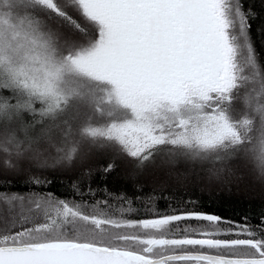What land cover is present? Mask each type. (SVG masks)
<instances>
[{
    "label": "snow or ice",
    "instance_id": "snow-or-ice-1",
    "mask_svg": "<svg viewBox=\"0 0 264 264\" xmlns=\"http://www.w3.org/2000/svg\"><path fill=\"white\" fill-rule=\"evenodd\" d=\"M252 15L243 0H0V153L16 161L5 167L70 166L96 148L139 166L160 154L243 153L264 170ZM32 183L3 197L0 264H264V217L255 226L197 211L133 219Z\"/></svg>",
    "mask_w": 264,
    "mask_h": 264
},
{
    "label": "trees",
    "instance_id": "trees-1",
    "mask_svg": "<svg viewBox=\"0 0 264 264\" xmlns=\"http://www.w3.org/2000/svg\"><path fill=\"white\" fill-rule=\"evenodd\" d=\"M243 4L253 13L250 34L258 59L264 62V0H243ZM72 15L83 25L84 20L78 13L73 12ZM61 31L71 35L66 27ZM234 107L238 117L243 114L240 100L234 101ZM254 126L259 128L258 118ZM40 128L41 125L36 126V134H39ZM95 150L89 153L86 160L78 159L74 164L61 168L42 170L34 164L21 162L17 168L5 167L15 173H4L0 169V199L12 193H26L35 187L32 178L37 176L50 182L45 191L60 197L74 196L91 203L108 201L111 212L119 215L123 211L133 219L148 217L154 210L168 214L197 211L255 226L264 217V170L243 153L225 161L181 157L172 164L167 163L172 158L160 154L162 156L157 155L154 161L139 166L124 155L117 154L116 157L109 149ZM163 157L166 163L160 162ZM6 159L16 163L14 157L0 153L1 166ZM108 163L113 168L104 172L100 166ZM158 166H166V169L157 170ZM218 167H223V172L220 177L212 179V176L219 175ZM8 205L4 200L0 202V216L7 215Z\"/></svg>",
    "mask_w": 264,
    "mask_h": 264
},
{
    "label": "rangeland",
    "instance_id": "rangeland-1",
    "mask_svg": "<svg viewBox=\"0 0 264 264\" xmlns=\"http://www.w3.org/2000/svg\"><path fill=\"white\" fill-rule=\"evenodd\" d=\"M83 26L86 27V28L89 27V25H88L85 21L83 22ZM63 29H65V28H63ZM68 30H69V29H68ZM56 135H59V133L57 132ZM92 151H96L95 148H93V149L91 150V152H92ZM52 152H55V150L53 149ZM113 154L115 155L116 153L113 152ZM94 155H96V154H94ZM115 156L117 157L118 155L116 154ZM160 156H162V155H160ZM164 158H165V157H163L162 159H160V160H161V161H160L161 163H166V160H164ZM78 159H80V158H77V160H78ZM184 159H186V158H184ZM172 162H173L172 160H169L167 163L172 164ZM173 163H174V162H173ZM2 166H3V167H2ZM2 166H1V160H0V169H1L2 172H4V173H13V172H14L13 170H7V169L5 168V163H4V164L2 163ZM58 167H59V166H58ZM133 167H134V166H133ZM158 167H160V168L157 169V170L166 169V166H158ZM59 168H61V167H59ZM134 168H136V167H134ZM49 169H51V168H49ZM150 169H153V168H150ZM222 169H223V167H218V168H217V171H218L217 173H218L219 175L212 176V179H214V178L216 179V178L220 177V173L223 172ZM150 171H152V170H150ZM147 172H149V171H147ZM14 173H15V172H14ZM2 201H3V200L0 199V202H2ZM8 206H9V205H8Z\"/></svg>",
    "mask_w": 264,
    "mask_h": 264
}]
</instances>
